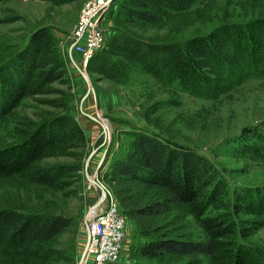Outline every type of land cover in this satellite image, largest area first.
I'll list each match as a JSON object with an SVG mask.
<instances>
[{"label": "rangeland", "instance_id": "374dc122", "mask_svg": "<svg viewBox=\"0 0 264 264\" xmlns=\"http://www.w3.org/2000/svg\"><path fill=\"white\" fill-rule=\"evenodd\" d=\"M87 2H0V68L11 66L31 45L37 49V59L45 65L33 68L32 83L42 81L36 84L38 90L27 92L0 119V147L21 141L42 121L56 115L77 122L85 136L84 142H62L45 150L22 173L0 176V209L56 214L72 220L70 226L28 255L23 251L8 253L0 246V264H84V216L102 191L104 199L97 209L104 206L105 188L112 194L104 175L136 130L205 153L223 170L229 188L264 184V131L259 135L263 139L250 131L256 124L264 123V75L245 81L233 79L231 88L222 93L210 88L192 89L179 81L166 84L126 60L112 43L118 31L150 43H170L233 24L237 28L247 26L254 45L259 44L264 51V32L261 38L257 31L264 30V0H195L181 11L158 9L156 23L123 21L110 2L98 16L102 43V50L99 49L106 50L107 56L118 62V81L94 71L96 62H92V69L88 67L99 49L86 58L73 48L77 43L73 36ZM243 27L239 29L247 33ZM50 70L55 75L46 80L44 75ZM53 166H59L61 172L50 181L42 182L36 176L38 169ZM137 188L141 198L158 197L162 192L142 184ZM122 215L126 228L121 254L111 264H213L204 255H171L162 261L140 256L137 247L149 237L140 236L134 222ZM241 218V227L246 228L242 240L264 247L262 219L253 215ZM154 222L159 233L170 237L193 241L207 238L197 219L180 205L156 216Z\"/></svg>", "mask_w": 264, "mask_h": 264}, {"label": "trees", "instance_id": "16d2710c", "mask_svg": "<svg viewBox=\"0 0 264 264\" xmlns=\"http://www.w3.org/2000/svg\"><path fill=\"white\" fill-rule=\"evenodd\" d=\"M194 2L113 0L112 3L123 21L156 23L158 9L181 11ZM237 27L218 26L205 35L170 43H150L118 31L112 43L126 60L160 82L179 81L192 89L210 88L222 93L231 88L233 79L245 81L264 75V51L259 49V44L254 45L253 34L247 26H244L247 33L239 29L243 26ZM257 31L262 38L264 30ZM100 49L88 67L92 69V62H96L94 71L118 81L121 71L118 62ZM37 55V49L31 45L11 66L0 68V119L27 92L38 90L36 84L42 81L32 83L33 68L45 65ZM52 75L55 71L50 70L44 78L50 80ZM217 92L214 94L218 95ZM256 125L250 131L258 137L264 131V123ZM84 137L82 127L65 115L42 121L21 141L0 147V176L22 173L45 150L62 142H84ZM60 172L59 166H53L38 169L35 174L42 182H48ZM104 177L120 213L134 222L140 236L149 237L137 247L140 256L162 261L171 255H204L213 264H264V247L257 248L242 240L246 228L240 222L242 215H253L264 223V184L229 188L223 170L205 153L141 130L131 132L127 147L109 164ZM139 184L162 192L158 197L141 198ZM176 205L197 219L207 235L204 241L158 232L154 218ZM71 224L72 220L62 215L3 208L0 209V246L8 253L23 251L28 255Z\"/></svg>", "mask_w": 264, "mask_h": 264}, {"label": "built area", "instance_id": "2783aa9c", "mask_svg": "<svg viewBox=\"0 0 264 264\" xmlns=\"http://www.w3.org/2000/svg\"><path fill=\"white\" fill-rule=\"evenodd\" d=\"M110 2L113 1L88 0L83 8L80 26L73 36L74 39H77L73 48L75 51H80L86 58L90 57L94 50L102 47L97 29L98 16L107 10ZM95 13L96 16H94ZM78 38H82L83 41L79 42ZM105 192L107 194H105L104 206L94 212L88 210L90 214L86 220V226L89 232V241L85 248L84 264L87 262L90 264H111L120 258L126 220L119 211L115 197L106 188Z\"/></svg>", "mask_w": 264, "mask_h": 264}, {"label": "water", "instance_id": "95a60500", "mask_svg": "<svg viewBox=\"0 0 264 264\" xmlns=\"http://www.w3.org/2000/svg\"><path fill=\"white\" fill-rule=\"evenodd\" d=\"M103 199H104V191H102V195L100 196V198L98 199V201L94 204V206H92V208L90 209V210H91L90 212H94V211L97 209V206H98L99 202H101ZM90 212L88 211V212L86 213V215L84 216L85 224H86V220H87V218H88ZM86 230H87V237H86V244H85V247H84V250H83V253H84V254H85V248H86V245H87V243H88V241H89V232H88V229H87V228H86ZM81 262H82V260H81ZM80 264H81V263H80Z\"/></svg>", "mask_w": 264, "mask_h": 264}]
</instances>
